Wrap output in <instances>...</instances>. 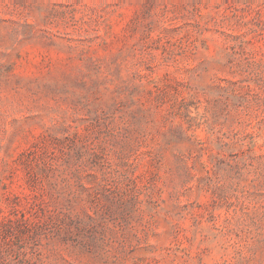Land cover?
Masks as SVG:
<instances>
[{"label":"rangeland","instance_id":"374dc122","mask_svg":"<svg viewBox=\"0 0 264 264\" xmlns=\"http://www.w3.org/2000/svg\"><path fill=\"white\" fill-rule=\"evenodd\" d=\"M0 264H264V0H0Z\"/></svg>","mask_w":264,"mask_h":264}]
</instances>
